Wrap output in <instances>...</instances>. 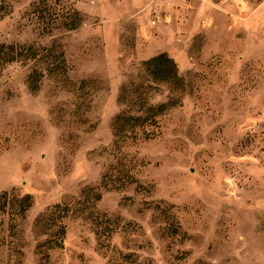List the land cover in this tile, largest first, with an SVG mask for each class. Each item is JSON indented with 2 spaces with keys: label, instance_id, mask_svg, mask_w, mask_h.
Segmentation results:
<instances>
[{
  "label": "rangeland",
  "instance_id": "rangeland-1",
  "mask_svg": "<svg viewBox=\"0 0 264 264\" xmlns=\"http://www.w3.org/2000/svg\"><path fill=\"white\" fill-rule=\"evenodd\" d=\"M0 45V264H264V0H0Z\"/></svg>",
  "mask_w": 264,
  "mask_h": 264
},
{
  "label": "trees",
  "instance_id": "trees-1",
  "mask_svg": "<svg viewBox=\"0 0 264 264\" xmlns=\"http://www.w3.org/2000/svg\"><path fill=\"white\" fill-rule=\"evenodd\" d=\"M80 22L81 18H77L76 21L72 20V22L67 23L66 26L69 29H75ZM24 51L26 53H24ZM36 55V51L33 50L32 46L25 48L16 45H0V60L4 62H12L16 59L25 58L27 56L34 58ZM62 55L63 52H60V56ZM144 65L148 73L157 81L174 82L178 85L179 83H182V78L178 74L177 64L166 52L151 57L144 62ZM29 80L31 91H36L39 88V78L36 73L31 74ZM151 109L156 112V114L162 113L165 110V104H160ZM121 119H124V116H121ZM135 119L136 118L133 116L125 118L127 121H133ZM20 205L22 206L23 213L26 212L32 205V197L30 195L24 196L20 201ZM59 207L60 205L55 206V208Z\"/></svg>",
  "mask_w": 264,
  "mask_h": 264
}]
</instances>
